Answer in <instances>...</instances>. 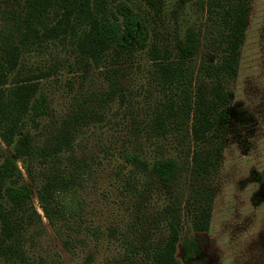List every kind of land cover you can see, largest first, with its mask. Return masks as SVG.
<instances>
[{"label": "trees", "instance_id": "trees-1", "mask_svg": "<svg viewBox=\"0 0 264 264\" xmlns=\"http://www.w3.org/2000/svg\"><path fill=\"white\" fill-rule=\"evenodd\" d=\"M1 2L8 10V25L0 30V257L19 264L59 261L55 256L50 261L36 262L24 249L25 233L31 229L33 235L34 230L39 233L43 218L22 168L36 186L39 207L67 250L88 244L92 236L99 239L103 235L100 229L83 221L92 167L72 153L80 129L76 124L80 109L71 114L59 131L46 137L42 119L49 113V104L41 79L48 73L25 69L22 61L27 53L42 48L48 40L70 38L83 60L100 64L109 55L117 59L114 67L106 71L112 100H126L127 88L121 80L125 73L123 64L135 51L148 48L154 78L163 92L147 123L148 138L156 141L174 135L185 141L190 137L195 144L194 153L185 165L174 157L146 159L141 152L126 147L121 155L137 171L150 177L152 186L145 184L150 190L154 183L174 186L185 167L192 165L194 180L188 196L183 200L179 186L161 212L168 233L160 244L149 249L154 264H182L176 255L182 213L195 231L210 227L214 191L209 177L220 163L225 147L233 103L228 83L239 73L251 0H208L206 47L217 57L200 63L195 62L200 47L194 32L190 31L187 41H180L174 48L156 41L148 45L147 24L137 13L127 11L123 3L113 6L109 0ZM29 126L35 131L24 134ZM2 144L14 146V153L3 151ZM115 231L110 229L109 235ZM121 232V242L128 247L125 256L130 258L132 252L139 251L138 245L133 247L130 235ZM197 247L196 239L186 241L185 261Z\"/></svg>", "mask_w": 264, "mask_h": 264}, {"label": "rangeland", "instance_id": "rangeland-1", "mask_svg": "<svg viewBox=\"0 0 264 264\" xmlns=\"http://www.w3.org/2000/svg\"><path fill=\"white\" fill-rule=\"evenodd\" d=\"M109 1L113 6L126 4L127 11L141 16L148 26V45L156 41L174 48L180 41H187L192 31L200 47L195 62L216 59V53L206 47L208 0ZM6 11L0 0V30L8 25ZM146 49L135 51L123 64L121 80L127 88L124 101L112 100L108 95L106 71L117 60L111 55L100 64L83 60L72 39L56 38L22 58L25 69L48 73L41 79L49 104V113L42 119L46 137L59 131L80 109L81 117L76 122L80 129L72 153L92 167L83 221L103 233L99 239L92 236L88 244L67 250L39 207L36 186L22 168L43 218L40 232L34 230L33 235V230H28L23 242L29 258L36 262L56 256V264H154L149 249L160 244L168 233L161 212L179 186L183 200L188 196L194 180L192 165L185 167L174 186L154 183L150 190L145 187L152 186L150 177L129 164L121 151L124 147L139 151L150 160L174 157L185 165L192 159L195 144L190 137L185 141L174 135L156 141L148 138L147 123L163 92ZM228 84L233 97L231 119L220 163L209 177L214 191L210 227L195 231L182 213L176 253L182 264H264V0H251L239 73ZM34 131L29 126L24 134ZM2 147L14 153V146ZM110 229H116L115 233L109 235ZM121 230L130 235L133 247L138 245L139 251L132 252L130 258L125 256L128 247L121 242ZM191 239L197 240L198 247L185 261V244ZM0 264L19 263L0 257Z\"/></svg>", "mask_w": 264, "mask_h": 264}]
</instances>
